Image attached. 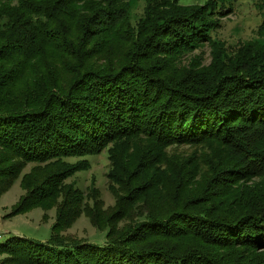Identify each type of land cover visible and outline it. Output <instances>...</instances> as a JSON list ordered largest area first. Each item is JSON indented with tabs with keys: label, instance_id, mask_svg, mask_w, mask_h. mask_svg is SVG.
Instances as JSON below:
<instances>
[{
	"label": "trees",
	"instance_id": "16d2710c",
	"mask_svg": "<svg viewBox=\"0 0 264 264\" xmlns=\"http://www.w3.org/2000/svg\"><path fill=\"white\" fill-rule=\"evenodd\" d=\"M216 5L147 0L134 26L129 0H0V198L21 179L8 217L58 209L1 264H264V21L230 51ZM110 145L103 211L67 159ZM84 213L104 244L60 235Z\"/></svg>",
	"mask_w": 264,
	"mask_h": 264
},
{
	"label": "rangeland",
	"instance_id": "374dc122",
	"mask_svg": "<svg viewBox=\"0 0 264 264\" xmlns=\"http://www.w3.org/2000/svg\"><path fill=\"white\" fill-rule=\"evenodd\" d=\"M177 1L181 5L186 6H203L210 0ZM216 1L217 10L226 12V14L221 19L220 27L212 31L213 39L224 42L230 51H235L242 43L251 42L256 38L257 30L264 21V0ZM129 3V15L132 24L135 26L139 19L143 17L147 0H129ZM211 53V47L206 44L186 56L184 64L191 63L194 57H201L204 65H210L212 62ZM110 149L111 145L95 155L67 159L70 166H75L83 161H85L86 165H80L82 167L81 170L75 168L72 171L73 175L65 183L83 193L85 205L94 207V200H98L103 211L112 209L116 205L117 200L115 196L117 186L109 178L111 173ZM179 151L190 153L192 148L186 146L180 148ZM34 165H28L24 169L22 176L29 173ZM26 194L27 192L21 187V179H19L0 198V234L4 235V239L0 241V246L15 238L41 243H47L51 239L53 226L58 220V209L56 206L49 210L34 208L27 213L8 217L13 207ZM62 201L63 198L59 199L58 204L62 203ZM60 235L88 243H105V233L100 232L85 213L80 214L68 228L61 231ZM5 258H7L6 255H0V264Z\"/></svg>",
	"mask_w": 264,
	"mask_h": 264
},
{
	"label": "bare ground",
	"instance_id": "6f19581e",
	"mask_svg": "<svg viewBox=\"0 0 264 264\" xmlns=\"http://www.w3.org/2000/svg\"><path fill=\"white\" fill-rule=\"evenodd\" d=\"M4 239V235L0 234V241Z\"/></svg>",
	"mask_w": 264,
	"mask_h": 264
}]
</instances>
